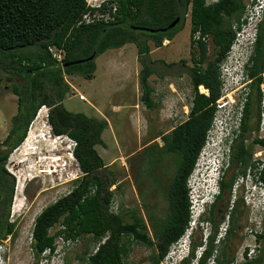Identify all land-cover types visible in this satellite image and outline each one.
<instances>
[{
  "label": "trees",
  "instance_id": "obj_1",
  "mask_svg": "<svg viewBox=\"0 0 264 264\" xmlns=\"http://www.w3.org/2000/svg\"><path fill=\"white\" fill-rule=\"evenodd\" d=\"M108 3L116 4L114 12L111 11V20L77 24L87 10H95L87 6L86 0H0V69L16 75L6 79L9 90L17 96V111L11 118V128L0 142V240L6 235H14L16 231L15 222L9 221L15 179L5 165L11 151L26 137L28 127L42 106L48 108L47 121L52 133L67 135L76 142L72 153L81 171L66 194L36 215L30 242L32 264H38L46 248H50L53 254L58 235L73 242L83 236L91 237L95 246L84 250L79 257L80 264H129L126 258L132 242L153 247L152 264H161L171 245L184 236L189 226L191 200L188 178L207 141V133L217 112L216 101L221 97L219 63L226 61L225 54L233 41L234 29H238L242 22L240 19L246 1L219 0L207 4L206 0H108ZM111 8L112 5L103 4L99 10ZM181 9L183 13L179 21L167 27ZM187 19L192 44L190 62L181 59L179 63L183 67L180 72L187 73L193 88L192 104L186 119L170 131L159 134L161 145L154 142L143 148L137 177L142 181L147 176L157 183L152 174L155 162H160L164 154L169 156L171 172L168 185L163 190L165 212L160 216L153 213L149 205H144L146 220L129 210L133 220L128 222L122 213L111 208L114 191L110 187L116 179L95 147L106 146L102 133L108 125L107 120L83 112H72L64 107L62 101L70 88L64 75L77 74L91 79L96 70L97 56L108 49L134 43L137 60L141 64V98L151 108L155 102L152 98L154 89L148 82V77L154 73L150 65L153 63L149 57L152 51L150 42L158 47L163 40H172ZM106 26L109 28L101 37L94 57L86 59ZM164 27L165 30H160ZM257 27L250 64L246 65L250 82L246 84L242 97L239 123L227 138L228 153L224 163L227 166L220 167L218 193L201 218L209 225V232L203 237L202 226L199 241H194L195 233L191 231V252L181 264L192 263L195 250L204 242L205 249L197 264H208L210 260L211 264H232L229 242L237 234L238 206L243 199H234L228 212L226 234L218 241L216 236L222 219L217 221L216 218L217 203L225 197L227 209L236 178L245 176L248 168L264 185V163L259 166L262 160L254 159L251 149L255 144L264 147V136L252 135L258 130L262 109L260 83L264 69V20ZM209 40L213 47L211 56ZM50 48L64 51L61 63L52 56ZM76 60L84 61L64 66ZM160 63L168 66L177 64ZM199 86L207 92L199 91ZM57 224L60 227L51 233V228ZM256 238L264 245V228ZM66 246L69 245L64 244L61 250L56 251L60 252L58 257H62ZM64 257L61 264H70ZM260 261L261 256H257L243 264Z\"/></svg>",
  "mask_w": 264,
  "mask_h": 264
},
{
  "label": "rangeland",
  "instance_id": "obj_2",
  "mask_svg": "<svg viewBox=\"0 0 264 264\" xmlns=\"http://www.w3.org/2000/svg\"><path fill=\"white\" fill-rule=\"evenodd\" d=\"M240 20L242 22L238 29H234L235 35L225 54V60L229 65L233 63V67L237 70L246 72V65L250 64V56L257 39V24L264 20V14L256 24V31L255 29L252 31L254 26L252 28L247 26L244 19ZM254 32L255 35H253ZM150 45L153 50L149 54L150 59L153 60L150 65L154 73L148 77V82L154 89L152 98L155 102V106L151 108L147 107L141 98V64L137 61V49L134 43H130L123 50L108 49L97 56L95 59L97 68L91 79L83 78L77 74L64 75L70 87L62 101L64 107L72 112H83L107 120L108 125L102 134L106 146L96 145L95 147L104 164L116 179V183L110 187L114 191L111 208L113 211L122 213L128 222L133 220L129 210L135 211L138 216L146 220L144 205H149L153 213L164 215L166 201L163 197V190L168 185L171 172L169 156L164 154L160 162H155L152 174L157 183L147 176L139 181L137 177L139 176V163L142 159L141 152L146 145L154 144V142L162 144L159 134L170 131L187 118L193 98V88L189 76L184 71L180 72L183 67L179 63L181 59L190 62L192 44L189 19L185 21L184 26L172 40H163L162 45L158 47H154L151 42ZM208 46L211 56L213 47L210 40ZM120 54L123 55V62L118 61L116 65L113 58L117 59V55ZM107 59V64H104ZM158 60L165 63L177 62V64L168 66ZM220 67L219 63V73L221 72ZM263 73L264 69L261 74ZM14 75L0 69V142L4 140L11 128V118L17 111V96L9 90L10 85L6 79L7 76ZM17 79L20 80L19 77ZM260 85L264 89V77ZM201 87L199 91L206 92ZM222 91L221 87V97L216 101L217 112L207 133V141L188 178L191 204L194 203L197 196L210 203L218 193L219 169L222 165L227 166L224 164L228 153L227 138L231 136L232 129L236 128L239 123L242 97L246 91L245 84L240 83L236 88L228 89L226 92ZM80 94L84 99L79 98ZM47 111L48 108L42 106V113L35 116L28 127L26 137L11 151L5 165L6 170L15 179L9 221L15 222L16 231L14 235H6L0 240V259L4 254L2 264L33 263L30 242L36 215L48 204L66 194L76 178L81 175L72 155V140L68 139L67 135L57 136L52 133L47 121ZM260 121L261 119H259ZM260 134L262 135V133ZM252 135L248 143L251 141ZM251 149L254 159L262 158L264 160V147L255 144ZM215 168H218V171L216 170L217 173L215 172V176H212ZM42 170L45 171L42 172ZM230 171L226 174L227 176L230 175ZM242 178V176H238L236 179V188L227 209L224 196L217 203L219 209L216 218L217 221H220L227 219L229 209L236 197L243 199V203L240 202L238 206L240 212L237 213L239 223L237 234L229 242L230 256L233 257L232 264H243L247 261H242L243 249L247 244L253 246L255 243L252 236L245 234L247 227L256 225V221L252 219L254 212L251 202L254 198L260 201L264 200V185L262 188H257V192L251 195V192L247 193V191L254 186L248 182L246 187L243 186ZM255 204L262 205L261 202ZM193 208L192 204L191 210ZM262 208L258 225H262L263 229L264 205ZM55 226L51 228V233L60 227L59 224ZM191 226L192 229L178 241V246L188 248L191 244V237L187 238V234L193 230L195 233L193 240L199 241L201 225L198 221L193 220ZM202 230L203 237H205L209 232V225L204 224ZM149 234H151L150 230ZM94 246V241L90 236H83L66 246L62 257L57 256L49 259L47 264H61L64 256L70 264H80L79 257L83 255L84 250L86 248L91 250ZM175 246L177 247V245ZM176 247L169 253L172 258H175ZM153 254V247L132 242L126 260L129 264H152ZM257 256H261V261L255 264H264L263 242H259ZM166 262L167 259L163 258L161 264H167ZM211 263L212 261L208 264Z\"/></svg>",
  "mask_w": 264,
  "mask_h": 264
},
{
  "label": "clouds",
  "instance_id": "obj_3",
  "mask_svg": "<svg viewBox=\"0 0 264 264\" xmlns=\"http://www.w3.org/2000/svg\"><path fill=\"white\" fill-rule=\"evenodd\" d=\"M219 1V0H218ZM218 1H216V2H218ZM91 2L93 3V5L92 6H89L88 4H87V0H86V4H87V6L89 7V8H93V9H95L93 12H95L96 10H99V8L100 7H102V5L103 4H107V6L108 7H110L111 5H112V8H111V10H109V9H106V10H109L110 12L112 11V9H113V7L115 8V6H113V4H115V3H108V0H91ZM216 2H214V3H216ZM214 3H212V4H214ZM87 11H90V13H93V12H91V10H87ZM86 11V12H87ZM114 12V11H113ZM79 22V21H78ZM78 24V23H77ZM80 24H83V23H80ZM84 24H87V23H84ZM54 49V48H53ZM55 49H57V48H55ZM61 50V52H62V58H63V54H64V51L62 50V49H60ZM52 56H53V54H52ZM54 57V56H53ZM55 58V57H54ZM62 58H61V60H57L56 58V60H57V62H59V63H61L62 62ZM97 58V57H96ZM228 64V63H227ZM245 64H247V63H245ZM245 64H244V66H245ZM221 65V64H220ZM229 65V64H228ZM229 67H230V70H231V74L229 75L230 77L232 76V82H231V88L230 89H233V88H236L237 86H239V84L240 83H244L245 84V86H246V84L248 83V82H250V78L247 76V74H246V72H243V71H241V70H237L236 68H234L233 67V63H231L230 65H229ZM219 78H220V73H219ZM234 79H236V81L234 80ZM221 80V79H220ZM248 81V82H247ZM247 82V83H246ZM199 88H200V86H199ZM207 92V91H206ZM81 95V94H80ZM83 98V97H82ZM81 99V98H80ZM84 99V98H83ZM261 101H262V99H261ZM57 136H59V135H57ZM67 138L68 139H71L70 137H68L67 136ZM72 140V143H73V147H74V145H75V141L73 140V139H71ZM73 150V149H72ZM72 155H73V153H72ZM74 157V156H73ZM75 160V159H74ZM243 178H242V180H241V184L243 185V186H245L246 187V184H247V182L249 183V184H251V185H253L254 186V188H255V190H253L254 188H251L250 190H248L247 191V193H249V192H251V195H253V193L254 192H257L256 191V189L257 188H262L263 187V184L259 181V179L257 178V176H254L253 174L252 175H250V173L247 171V174L245 175V176H242ZM245 178V179H244ZM237 179V178H236ZM235 187H236V180H235V182H234V185H233V190H232V193H233V191L235 190ZM259 196H260V194H258ZM207 200H202L200 197H196L195 198V200H194V203H192L193 204V206H194V208H193V210L195 211V213H193L194 215H192V219H194L195 221H198V223H199V225H201V227L202 226H204V224L205 225H208V224H206V222H204V220H202L201 218H202V216L205 214V211H206V208H207V206L211 203H207L206 202ZM254 202V203H253ZM253 202H251L252 203V210H253V212H254V216H253V220L254 221H256V224H260V221H259V219L261 218L259 215L260 214H262V210H263V208H262V205H264V200H262V201H260V200H258V199H253ZM256 202H261L262 203V205L261 206H257V205H260V204H255ZM191 204V205H192ZM255 204V205H254ZM191 220V219H190ZM223 222V220L220 222V224H219V231H220V226H221V223ZM201 223V224H200ZM228 224H229V221H228ZM260 227H261V229H262V225H260ZM188 228V227H187ZM228 228V227H227ZM263 230V229H262ZM219 231L217 232V236H216V241H218V240H220V239H222L224 236H225V234H226V232H225V234L224 235H220L219 234ZM186 232L187 231H185V234H186ZM184 234V235H185ZM190 234H191V232H189L188 234H187V238H190ZM60 235H58L57 237H56V243H57V247H58V245L60 244V242L58 241V237H59ZM64 239V238H63ZM181 239V238H180ZM65 240V242L60 246V250H61V247L65 244V245H69L70 243H72L73 241H71V240H66V239H64ZM66 241H68V243H66ZM257 241V240H256ZM257 243L259 244V241H257ZM178 241L177 242H175V243H173L172 245H171V247H170V249H169V251H168V253L166 254V255H168V258H167V264H181V262H182V260L184 259V258H187L188 256H189V254H190V252H191V244H189V246H188V248L186 247V246H181V245H179L178 246ZM175 245H177V247L175 246ZM174 247H176L175 249H176V254H174L175 255V258H172L171 256H169V253H170V251L171 250H173V248ZM57 249V248H56ZM56 249H54V251H53V254H51V252H50V248H46L42 253H41V255H40V259H39V262H38V264H47L48 263V261H49V259H52V258H55V257H57L58 255H59V253H56ZM205 249V242H204V244L202 245V246H200V247H198L196 250H195V257L193 258V261H192V263L193 264H197V260L199 259V257H200V255H201V253H202V251ZM248 249V247H246V250ZM257 256V255H256ZM3 259H4V254H3V258L2 259H0V264H2V261H3ZM211 261V260H210ZM209 261V262H210ZM177 262V263H176Z\"/></svg>",
  "mask_w": 264,
  "mask_h": 264
},
{
  "label": "built area",
  "instance_id": "obj_4",
  "mask_svg": "<svg viewBox=\"0 0 264 264\" xmlns=\"http://www.w3.org/2000/svg\"><path fill=\"white\" fill-rule=\"evenodd\" d=\"M216 1H218V0H206V3L212 4ZM245 1H246V7H245L244 14L242 15V19L245 20L244 22H246L247 26H251V28L254 26L252 28V31L254 29L256 31V24L258 21L261 20V16L263 15L264 0H245ZM87 4L89 6L93 5L91 0H87ZM114 10H115V8L113 7L112 12ZM111 19H112V15H111V12L109 10H105V11L96 10L93 13H90V11H87L82 15L78 24L90 23V22H93L95 20H103V21L107 22L108 20H111ZM242 26H243V23H242L241 27ZM253 35H255V32ZM50 50L52 51L53 56L57 60H61L62 52L60 49L50 48ZM53 50H54V52H53ZM55 51H56V54H55ZM220 70H221V72H220L221 87L223 90L222 92H226L228 89L231 88V82H232V76L231 77L229 76L231 74V70H230V67L226 61L221 63ZM262 75L264 77V73ZM234 80L236 81V79H234ZM260 89H261V92L264 93V89H263V87H261V85H260ZM79 98H82V95H80ZM261 105H262L261 116H260L261 121L259 122V125H258V134L260 136H263L264 135V97L262 98ZM260 133H262V135ZM259 166L261 167L262 164H260ZM248 172L250 173V175H252L250 168H248ZM193 213H195V211L191 210V217H192V215H194ZM193 220L194 219L190 220L189 226L186 229L187 232L190 229H192L191 222ZM227 227H228V214H227V219L223 220V222L221 223V226H220L219 234L221 236L225 234ZM261 231H262V229H261L260 225H258V224L254 225L252 227L249 226L246 228L245 234L248 236H252V239L255 241V243L253 244V246H251L250 244H247V246L244 247L243 252H242V254H243V257H242L243 260L242 261L256 257V255L258 253V246H259V244L256 241L257 240L256 237H257V233H260ZM58 241L60 242V244L58 245L56 251L60 250V246L65 242L62 235H60L58 237ZM66 243H68V241H66ZM246 247H248L247 250H246ZM167 258H168V255H166L164 257V260Z\"/></svg>",
  "mask_w": 264,
  "mask_h": 264
},
{
  "label": "water",
  "instance_id": "obj_5",
  "mask_svg": "<svg viewBox=\"0 0 264 264\" xmlns=\"http://www.w3.org/2000/svg\"><path fill=\"white\" fill-rule=\"evenodd\" d=\"M182 13H183V10L181 9L180 12H179V14H178V16L175 18V20H173L170 24H168L167 27L174 26V24H175L177 21H179V19L181 18ZM108 28H109V26H106V28L102 31V34L98 37V39H97V41H96L95 48H94L93 52H92L91 55H90L89 57H87L86 59L90 60V59H92V58L94 57L95 52H96V48H97V46H98V43H99L101 37L103 36V34L105 33V31H106ZM134 28H138V27H134ZM139 28H141V29H143V30H148V31H150V32L155 31V29L148 28V27H139ZM165 29H166V27H164V28H160V30H165ZM86 59H84V60H86ZM84 60H76V61L68 62V63H66L64 66H67V65H69V64L80 63V62H82V61H84Z\"/></svg>",
  "mask_w": 264,
  "mask_h": 264
},
{
  "label": "crops",
  "instance_id": "obj_6",
  "mask_svg": "<svg viewBox=\"0 0 264 264\" xmlns=\"http://www.w3.org/2000/svg\"><path fill=\"white\" fill-rule=\"evenodd\" d=\"M130 43H126L125 45H123L122 47H119L118 49H120V50H123L124 48H126L127 47V45H129ZM153 51V50H152ZM152 51H151V53H152ZM136 54H137V51H136ZM112 60V59H111ZM107 61H108V59L106 60V61H104V64H107ZM113 61L116 63V65H117V63H118V61H121V63L123 62V55L122 54H120L119 56L117 55V59H115V58H113ZM138 61V60H137ZM96 68H97V65H96ZM105 130V129H104ZM103 134V133H102Z\"/></svg>",
  "mask_w": 264,
  "mask_h": 264
},
{
  "label": "bare ground",
  "instance_id": "obj_7",
  "mask_svg": "<svg viewBox=\"0 0 264 264\" xmlns=\"http://www.w3.org/2000/svg\"><path fill=\"white\" fill-rule=\"evenodd\" d=\"M202 88V87H201ZM204 89V88H203ZM205 90V89H204ZM261 90V89H260ZM262 98H263V95H262ZM42 113V107L39 109V111H38V113H37V115H36V117L39 115V114H41ZM256 133L255 134H257L258 135V130L257 131H255ZM260 136V135H259ZM264 136V135H263ZM261 137V136H260ZM256 159V158H255ZM258 159V158H257ZM260 160H262V162H261V164L263 165V162H264V160L262 159V158H260ZM43 169V168H42ZM44 169H46V168H44ZM218 171V168H215V169H213V171H214V173L212 174V176H215L214 174H216L217 173V171ZM43 171H45V170H42V172ZM216 172V173H215ZM219 175V174H218ZM217 176V175H216ZM217 178V177H216ZM260 181V180H259ZM261 182V181H260ZM262 183V182H261Z\"/></svg>",
  "mask_w": 264,
  "mask_h": 264
}]
</instances>
